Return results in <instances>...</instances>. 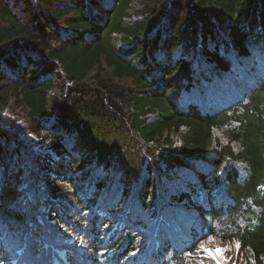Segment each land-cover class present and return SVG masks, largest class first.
Instances as JSON below:
<instances>
[{
	"label": "trees",
	"instance_id": "obj_1",
	"mask_svg": "<svg viewBox=\"0 0 264 264\" xmlns=\"http://www.w3.org/2000/svg\"><path fill=\"white\" fill-rule=\"evenodd\" d=\"M0 119V264H264V0H0Z\"/></svg>",
	"mask_w": 264,
	"mask_h": 264
},
{
	"label": "snow or ice",
	"instance_id": "obj_2",
	"mask_svg": "<svg viewBox=\"0 0 264 264\" xmlns=\"http://www.w3.org/2000/svg\"><path fill=\"white\" fill-rule=\"evenodd\" d=\"M207 235V234H205ZM214 238H209V242H211V240ZM236 247L237 250L239 249L240 245L239 242H236ZM192 249H195V251H193ZM182 251L184 252V256L188 259H198L199 264H203L204 260L206 259H210L213 260L215 262V264H222L221 261V257L216 255V252H213L212 249H210L209 247L205 246V243L203 241L197 242V243H193L191 245H188L185 249H182ZM217 252H225V251H230V249H217ZM136 252L133 251L131 253L128 254L129 258L131 256H135ZM184 264H187V260L184 262Z\"/></svg>",
	"mask_w": 264,
	"mask_h": 264
},
{
	"label": "rangeland",
	"instance_id": "obj_3",
	"mask_svg": "<svg viewBox=\"0 0 264 264\" xmlns=\"http://www.w3.org/2000/svg\"><path fill=\"white\" fill-rule=\"evenodd\" d=\"M0 124L1 125L4 124V121L1 119H0ZM36 184L38 185V182H36ZM37 203H39V201ZM34 234L37 236V239L40 237L39 236L40 234L37 233L36 229H34ZM219 249H221V248H219ZM46 250H47L46 245L41 244V252L46 253ZM68 253L72 254V257H70V259L66 257ZM218 254H219V252L216 251V255H218ZM61 257H63V259L66 261L67 264H75L74 263V253L72 251L65 250L64 252L61 253ZM221 261H222V257H221ZM57 264H59V263L57 262Z\"/></svg>",
	"mask_w": 264,
	"mask_h": 264
},
{
	"label": "bare ground",
	"instance_id": "obj_4",
	"mask_svg": "<svg viewBox=\"0 0 264 264\" xmlns=\"http://www.w3.org/2000/svg\"><path fill=\"white\" fill-rule=\"evenodd\" d=\"M66 257L70 259V257H72V254L68 253Z\"/></svg>",
	"mask_w": 264,
	"mask_h": 264
}]
</instances>
